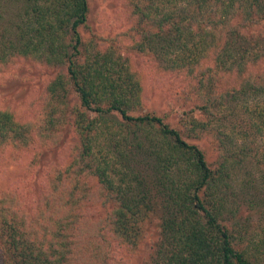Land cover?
I'll return each mask as SVG.
<instances>
[{"label":"trees","instance_id":"trees-1","mask_svg":"<svg viewBox=\"0 0 264 264\" xmlns=\"http://www.w3.org/2000/svg\"><path fill=\"white\" fill-rule=\"evenodd\" d=\"M125 8L126 50L195 82L201 104L181 129L144 111L140 79L117 46L84 42L89 0H0V63L29 57L58 69L31 122L0 110V172L24 165L25 153V170L44 179L41 188L30 173L0 184V264H117L112 245L133 253L153 220L145 264H264V236L242 247L240 235L252 215L264 217V0ZM222 116L230 129H216ZM69 135L68 163H48ZM208 136L217 137L212 164L193 143Z\"/></svg>","mask_w":264,"mask_h":264},{"label":"rangeland","instance_id":"rangeland-1","mask_svg":"<svg viewBox=\"0 0 264 264\" xmlns=\"http://www.w3.org/2000/svg\"><path fill=\"white\" fill-rule=\"evenodd\" d=\"M128 4L129 0H89L90 11L87 25L80 29L82 39L84 42L93 41L99 48L109 44L117 46L121 56L127 58L129 66L140 79L144 111L162 117L171 127L181 129L183 115L201 104L200 96L196 93L195 82L186 79L181 74L159 72L151 60L126 50V46H129L134 39L133 31L130 30L133 25L132 19L128 9L125 8ZM204 68L198 71L197 76ZM57 71L58 69L29 57L15 56L0 63V110L12 112L15 118L23 124L31 122L44 104L46 84ZM204 73L206 74V72ZM226 103L225 108L221 109L219 113L223 114L225 110L232 109V102ZM194 115L205 119L197 111ZM216 115L218 117V114ZM229 120L232 121V117ZM215 126L216 129L221 127L230 129L232 122L230 124L228 119L223 122L222 116L220 120L215 119ZM65 141V147L48 154V163L51 161L68 163V155L75 147V139L69 135ZM216 142L217 137L215 139L214 136H208L193 143L198 144L206 154L209 163L212 164L217 157ZM21 159L24 161L22 166L13 165L12 162L2 165L1 169H6L5 172H0L2 188H5L9 183L18 182L19 178L26 179L28 177L26 175L30 172L25 170V163L30 160V155L24 153ZM30 175L31 183L39 181L38 187L41 188L42 182H44L42 172L36 171ZM26 198L30 200L31 194H26ZM244 215L247 217L248 213ZM260 216L252 215L250 221L241 226L242 247L248 242L259 240L264 236V217ZM158 234V222L153 220L143 226L142 238L133 253L130 254L127 249H120L117 244H113L112 247L117 248V257L119 260L123 259V262L121 260L117 264L147 263L158 240Z\"/></svg>","mask_w":264,"mask_h":264}]
</instances>
